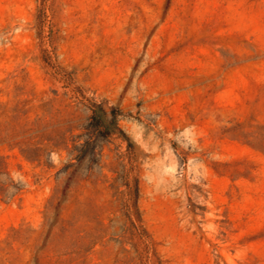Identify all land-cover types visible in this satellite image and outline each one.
I'll return each mask as SVG.
<instances>
[{"label":"rangeland","instance_id":"obj_1","mask_svg":"<svg viewBox=\"0 0 264 264\" xmlns=\"http://www.w3.org/2000/svg\"><path fill=\"white\" fill-rule=\"evenodd\" d=\"M0 264H264V0H0Z\"/></svg>","mask_w":264,"mask_h":264},{"label":"trees","instance_id":"obj_2","mask_svg":"<svg viewBox=\"0 0 264 264\" xmlns=\"http://www.w3.org/2000/svg\"><path fill=\"white\" fill-rule=\"evenodd\" d=\"M92 110L91 126L99 135L110 136L113 133H123L118 125L114 110L109 113L101 104H94ZM109 114H112V117ZM87 144L89 141H86Z\"/></svg>","mask_w":264,"mask_h":264}]
</instances>
